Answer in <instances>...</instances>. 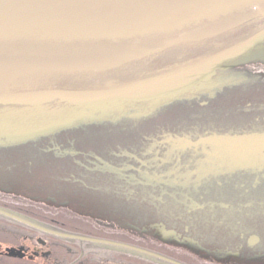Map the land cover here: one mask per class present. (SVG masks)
Listing matches in <instances>:
<instances>
[{
    "label": "flooded vegetation",
    "instance_id": "af4514ba",
    "mask_svg": "<svg viewBox=\"0 0 264 264\" xmlns=\"http://www.w3.org/2000/svg\"><path fill=\"white\" fill-rule=\"evenodd\" d=\"M246 27H256L253 36L264 29V16L250 19L232 32L197 43H180L132 62L137 61L140 66L191 45H216ZM241 42L204 56L197 63ZM257 52L264 53V38ZM245 59L218 70L210 81L196 82L164 107L147 101H124L85 105L73 114L72 110L76 111L73 106L57 99L29 107L0 105V264H264V161L252 160L259 155L244 154L254 165L239 169V162L223 145L183 149L182 141L178 140L264 131L256 126L244 129L242 125L248 124L231 118L239 114L242 118L249 117L250 103L244 107L236 104L231 111L221 105L226 100L218 94L209 97L215 93L213 90L232 84L218 78L245 65ZM186 65L191 64L158 71L153 77ZM123 66L126 65L83 73H40L46 76L25 87H14L18 90L6 91L95 92L145 80L119 81L117 76L133 68ZM67 79L81 81L60 85ZM258 84L264 86V81ZM203 95L213 101H206ZM41 112L50 114L41 117ZM167 114L175 116L166 118ZM52 120L59 127L45 134L36 133ZM25 151L72 159L60 170L67 176L59 179L84 186L86 193L99 191L102 185H111L114 190L119 181L144 185L149 188L144 199L150 204L155 200L162 213L154 218L151 213L147 224L142 226L126 221L123 228L117 227L116 214L111 216L113 222L103 217L104 209L111 213L116 210V201L103 202L98 194L80 203L86 215L74 211L70 201L46 206L48 211L40 205L25 209L23 205L30 199L21 196L18 190L9 193L10 188H15L10 185L18 183L11 176L16 168L8 164V154ZM116 173L120 176L116 177ZM49 179L54 181L58 177L52 174ZM154 224L173 230L174 236L160 241L154 235ZM116 232L131 240H116Z\"/></svg>",
    "mask_w": 264,
    "mask_h": 264
},
{
    "label": "water",
    "instance_id": "95a60500",
    "mask_svg": "<svg viewBox=\"0 0 264 264\" xmlns=\"http://www.w3.org/2000/svg\"><path fill=\"white\" fill-rule=\"evenodd\" d=\"M261 16L264 0H0V75L106 70L180 43L217 37ZM263 38L264 29L202 62L124 87L95 92L0 91V105L29 107L57 99L73 106L76 110H72L73 114L85 105L124 101H147L164 107L196 82L210 81L218 70L258 54V44ZM261 87L264 86L259 85L258 89ZM49 114L41 112L39 116ZM56 127L57 122L52 120L36 133L45 134ZM178 140L182 141L183 149L223 145L239 162V169L254 165L244 154L259 155L252 160L264 161V131ZM19 170L24 169L21 166ZM127 186H131L128 193L134 191L135 185L116 182L119 193ZM152 228L160 241L175 233L162 224H154Z\"/></svg>",
    "mask_w": 264,
    "mask_h": 264
},
{
    "label": "rangeland",
    "instance_id": "374dc122",
    "mask_svg": "<svg viewBox=\"0 0 264 264\" xmlns=\"http://www.w3.org/2000/svg\"><path fill=\"white\" fill-rule=\"evenodd\" d=\"M189 63L192 64L193 62H187V64ZM244 63L245 65L243 66H238V64V67H233L234 69L223 73L222 77L218 78V81L232 84L227 85L229 86L227 88L222 87L213 90L215 93L213 92V94H210L209 97L212 98L218 94L217 96L222 97L223 101L226 100L225 103L221 105H223L225 110L231 108V111H233L235 106H238L236 104L244 107L247 103H250L248 105L250 110V113L248 114L249 117L246 115L245 118H242V116L239 114L232 115L231 118L234 119L237 117L243 120L244 124H248L242 125L244 129H249L252 126H256L254 128H264V109L260 110L261 108H264V94H261L264 93V90H261V88L258 89V83L264 81V53L249 56L247 59L243 60V64ZM125 65V67L123 66L124 69L139 66L137 61L129 62ZM165 69L171 71L173 67L171 66L169 68H163L160 71H164ZM40 76H46V74H21L9 76L7 78H4L5 76H3V79H0V91H6L7 89H10L12 86H15V82H19L21 80L28 81L25 82L27 83L26 85H28L29 82L32 83L33 81H36L35 79L40 78ZM203 96L206 97V101H213L208 97V95ZM241 98L244 100L239 102ZM177 111L180 112V110ZM167 116L175 115L167 114L166 118ZM17 153L15 155L8 154L9 166L16 167V169L12 171V179L18 183L15 185V188L9 189V193H16L18 190L21 196L26 199H30L28 200L30 204L26 202L24 203L23 207L25 209H34V207H37L36 205L43 206L44 209H46V206L55 207L56 205H54V203L60 204L61 202L65 203L70 201V207L74 209V211L83 213L82 215H86L87 212L83 209L80 203L82 200L96 197L98 194V198L102 199L103 202L110 200L116 201V210L111 213L110 211L104 209L103 217L104 219L113 222L111 216L116 214L117 227H121L126 221L132 222V224H136L137 226H142L147 224V218L150 217L151 213L152 218L158 217V215L162 213L160 212L161 208L157 202L155 203V200L154 204H150L144 199L146 193L149 191V188L144 185H135L134 191L131 193H128L131 186H127L125 189H123V193H119L120 189H116L115 193V191H113V186L111 185H102L99 187V191L94 190L86 193L84 186L67 184L65 180L59 179V176H65L64 173L60 172V170L64 168L65 165H67L66 161H69V157H58L53 154L43 152L37 153L25 151L22 153L23 155L20 153L17 155ZM118 160L116 159V161ZM21 166L24 170H19V167ZM52 174H55L58 179L54 181L50 180L49 178L52 176ZM117 193H119V196ZM153 194L156 196L157 191L154 190ZM50 197L55 198L56 201H51V199H49ZM125 197L127 198L125 199ZM9 203L11 204V202ZM33 203H35V205ZM126 237L127 236L116 232V240L129 239Z\"/></svg>",
    "mask_w": 264,
    "mask_h": 264
},
{
    "label": "bare ground",
    "instance_id": "6f19581e",
    "mask_svg": "<svg viewBox=\"0 0 264 264\" xmlns=\"http://www.w3.org/2000/svg\"><path fill=\"white\" fill-rule=\"evenodd\" d=\"M256 31H257L256 27H252L248 29L246 27L245 29L236 33L235 35H232L231 37H227V38H224L218 41L216 45H206L204 47H196V46L191 45L190 47L188 46L187 48L179 49L178 51H175L174 53L172 52L166 57L158 59L154 63L144 62L140 66H137V67L135 66L131 70L127 71L125 74L117 76L118 77L117 79L119 81H127V80L134 79V78L149 79V78H152L154 74H156L158 71L162 70L163 68H169L171 66L175 67L179 64H187V62L189 61L193 63H197L201 58H204V56L211 55L212 53L217 52L218 50L223 49L230 44L243 41L249 38L252 35V33ZM3 76L5 75H0V79H3ZM7 77L9 76H5L4 78H7ZM78 81H81V80L67 79L65 81H62L60 85L78 82ZM25 82H28V81L21 80L19 82H15L14 83L15 86H12L11 88L14 89V87L17 88L20 86L25 87L24 85L27 84ZM37 83L34 85H38ZM28 84H31V83L29 82ZM57 84L59 83H56V85ZM16 88L14 90H18Z\"/></svg>",
    "mask_w": 264,
    "mask_h": 264
}]
</instances>
